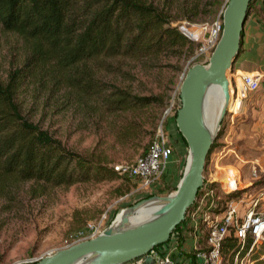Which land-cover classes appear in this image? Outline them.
<instances>
[{"label":"rangeland","instance_id":"obj_1","mask_svg":"<svg viewBox=\"0 0 264 264\" xmlns=\"http://www.w3.org/2000/svg\"><path fill=\"white\" fill-rule=\"evenodd\" d=\"M142 1L153 2L167 14L170 26L189 30L222 21L228 3V0ZM196 1L199 13L195 16L190 8ZM201 42L199 39L189 49L171 50L157 56H103L88 62L86 70H92L103 91L99 97L80 98L70 87L46 84V81L24 87L20 99L24 118L48 132L64 148L96 164L119 168L141 156L162 121L174 147V160L160 181L147 188L128 178L91 180L71 186L33 181L7 183L5 192L0 195V264H24L53 254L63 249L66 242L76 244L87 240L90 228L102 233L129 207L175 194L189 158L188 146L175 126V114L180 106L179 89L186 71L206 61V57L198 53ZM26 53L21 38L0 28V81L22 65ZM231 73L232 70L228 72V80ZM112 88L158 101L147 107L113 111L105 101ZM252 95L235 114L232 112L234 100L230 97L216 134L220 137L204 167V187L209 185V179L230 186L236 174L241 183L233 190L240 187V197L251 192L245 190L249 186L243 187L250 181V168L253 164H264V125H256L257 120L249 109L244 113ZM212 185L213 193H220L221 184L212 182ZM260 185L264 186V180ZM195 201L187 213L195 206ZM181 225L173 233L180 235ZM181 242L175 240L171 244L182 246ZM164 248L165 245L157 247L154 252Z\"/></svg>","mask_w":264,"mask_h":264},{"label":"trees","instance_id":"obj_2","mask_svg":"<svg viewBox=\"0 0 264 264\" xmlns=\"http://www.w3.org/2000/svg\"><path fill=\"white\" fill-rule=\"evenodd\" d=\"M198 4L196 1L190 8L195 16ZM0 28L21 38L27 52L22 65L0 81V195L13 181L71 186L125 178L113 168L64 148L48 132L28 122L21 110L24 87L46 81L70 87L80 98L99 97L103 91L92 70H86L88 62L103 56H157L189 49L194 41L170 26L167 14L153 2L142 0H0ZM112 89L105 101L113 111L147 107L158 101ZM219 137L218 134L211 146L205 166ZM207 186L209 190L215 188ZM218 194L216 191L215 196ZM240 194L221 197L229 199ZM233 246L234 241H230L224 252Z\"/></svg>","mask_w":264,"mask_h":264},{"label":"built area","instance_id":"obj_3","mask_svg":"<svg viewBox=\"0 0 264 264\" xmlns=\"http://www.w3.org/2000/svg\"><path fill=\"white\" fill-rule=\"evenodd\" d=\"M180 30L195 42L202 40L198 53L205 56L208 62L220 39L222 21L217 20L211 25H198L194 30L186 27ZM262 84L264 85L263 76L231 73L229 95L232 100L239 102L241 108L243 102L251 94L258 92ZM236 112L233 111V114ZM173 154L174 147L162 121L144 154L113 169L119 175L147 188L159 182L167 173ZM233 175L234 182L240 186V176ZM261 180H264V164H253L250 168V181L243 186H249L245 190L251 192L243 193L242 197L216 198L213 190H209L208 186L204 187L195 201V206L187 213L180 227V235L172 233L170 241L164 244L165 248L161 252L155 253L153 250L150 253L154 264H264V186L260 185ZM213 182L221 184L219 190L223 196L240 190V187L237 190H226L221 182ZM253 184L256 187L252 188ZM90 231L88 239L101 234L95 228H90ZM183 234H188L192 239L186 249L190 256H181L178 258L179 262H176L172 259L174 250L171 243L175 240L181 241ZM230 241H234V246L224 252ZM65 244L64 248L73 245L67 242ZM39 259L24 264H35ZM143 262L144 258L138 259L135 264Z\"/></svg>","mask_w":264,"mask_h":264},{"label":"water","instance_id":"obj_4","mask_svg":"<svg viewBox=\"0 0 264 264\" xmlns=\"http://www.w3.org/2000/svg\"><path fill=\"white\" fill-rule=\"evenodd\" d=\"M251 1L228 0L222 16V33L207 65H193L186 71L181 82L175 126L188 146L191 160L188 172L183 175L175 195L162 210L164 216L152 223L122 232H112L108 228L94 238L41 257L35 264H75L88 257L95 259L93 264H135L142 258L144 264H154L150 253L170 241L172 233L185 220L188 209L203 186L205 161L226 109L221 110L216 133L212 137L208 136L202 127L200 95L208 86L215 85L220 88L224 98L229 99L228 72L232 70L240 51Z\"/></svg>","mask_w":264,"mask_h":264},{"label":"crops","instance_id":"obj_5","mask_svg":"<svg viewBox=\"0 0 264 264\" xmlns=\"http://www.w3.org/2000/svg\"><path fill=\"white\" fill-rule=\"evenodd\" d=\"M235 72L264 77V0H254L250 12L248 13L241 37L240 51L232 66V73ZM249 101L250 106L244 109V113H247L249 109L252 113V117L257 120L256 125H264L263 84L259 91L249 98ZM239 108V102L234 101L232 110L237 111ZM173 160L174 158L172 157L169 167L173 163ZM213 180L214 179H209V183L212 184ZM181 241V243H183L182 246L175 247L171 245L174 250L172 252V259L176 262H179L178 258L187 254L186 249L190 246L192 239L188 234H183ZM142 264H144V262Z\"/></svg>","mask_w":264,"mask_h":264},{"label":"bare ground","instance_id":"obj_6","mask_svg":"<svg viewBox=\"0 0 264 264\" xmlns=\"http://www.w3.org/2000/svg\"><path fill=\"white\" fill-rule=\"evenodd\" d=\"M230 99V95H229ZM229 99L224 98L220 88L215 85L208 86L200 95V114L202 127L204 132L212 137L217 130V121L221 110L226 109ZM233 112V110H232ZM187 166L184 175L188 172L191 156H188ZM238 184L234 182V176L230 186H225L226 190H233ZM175 195V194H174ZM173 195V196H174ZM154 198L152 200L142 202L137 206L121 211L109 230L112 232H122L135 229L146 224L159 220L164 216L163 208L165 204L173 197ZM95 259L88 257L82 259L75 264H93Z\"/></svg>","mask_w":264,"mask_h":264}]
</instances>
